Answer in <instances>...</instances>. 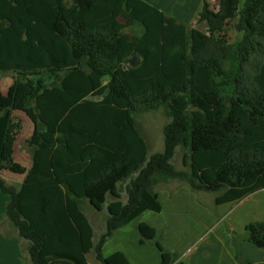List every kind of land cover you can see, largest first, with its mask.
<instances>
[{
  "label": "trees",
  "instance_id": "trees-1",
  "mask_svg": "<svg viewBox=\"0 0 264 264\" xmlns=\"http://www.w3.org/2000/svg\"><path fill=\"white\" fill-rule=\"evenodd\" d=\"M217 3L203 1L204 33L147 0H0V73L19 76L0 92V172L24 176L17 188L0 175V191L32 264H89V254L131 264L103 247L142 213L161 212V184L218 194L217 206L264 189V0ZM231 23L235 43L225 36ZM137 26L141 34L126 32ZM162 108L164 150L149 156L136 116ZM15 111L34 124L29 169L14 158L23 130ZM84 201L107 209L96 242ZM139 231L161 264L177 261L155 228ZM231 234L238 264H249L242 239L264 250V221Z\"/></svg>",
  "mask_w": 264,
  "mask_h": 264
},
{
  "label": "crops",
  "instance_id": "crops-1",
  "mask_svg": "<svg viewBox=\"0 0 264 264\" xmlns=\"http://www.w3.org/2000/svg\"><path fill=\"white\" fill-rule=\"evenodd\" d=\"M147 1L190 25L189 22L184 21V17L177 16V13L172 8L165 7V0ZM203 1L201 0L199 4H203ZM200 10L198 9L194 12H200ZM15 161L18 162L16 158ZM23 166L29 169L32 166V158L30 157L28 165ZM4 172L1 171L0 175L2 176ZM15 176L10 181V184L21 188L24 176L17 174ZM262 191L264 189L247 196L239 203ZM9 201L10 197L0 191V264H32L27 252L29 243L19 239L15 228L4 219L6 206ZM109 201H111V198H109ZM123 201H127V197L124 194ZM159 202L162 206L160 213L146 211L128 225L117 230L103 247L104 257L121 252L131 264H161L160 251L152 244L142 245L140 243L142 236L139 226L142 223H146L155 228L157 238L163 237L167 239L176 249L175 252L179 254V257L174 264H238L235 249L232 245L233 237L231 231L237 232L241 238L244 237V233H240L232 227L236 224L230 221V216L234 207L239 203L221 206L215 204V206H211L205 201V197L200 194L198 198L197 194L184 185H178L172 189L164 188L159 190ZM205 204L210 205L212 212L215 211V213H212ZM228 206L229 210H226ZM83 209L94 226L90 211H97L92 209L87 201H84ZM183 211L188 213L190 218H183L181 216ZM102 212H107L106 207ZM257 217L254 222L264 221L262 216ZM99 236H97L95 231V242ZM240 248L242 258L249 264H264V250L257 248L245 239L241 240ZM90 255H88L89 264H91Z\"/></svg>",
  "mask_w": 264,
  "mask_h": 264
},
{
  "label": "rangeland",
  "instance_id": "rangeland-1",
  "mask_svg": "<svg viewBox=\"0 0 264 264\" xmlns=\"http://www.w3.org/2000/svg\"><path fill=\"white\" fill-rule=\"evenodd\" d=\"M200 1L201 0H165L164 6L167 8H172L177 13V16L184 17V21L189 22L191 27L205 33L207 31L206 24L199 23V11H197L196 13L194 12L198 9H201L202 4H199ZM208 1L211 3L212 7L217 8V0ZM126 32L129 34H141L142 31L141 28L137 26L134 29H127ZM225 36L231 43H235L241 38V35L236 31L234 27V23H231L226 28ZM18 79L19 76L16 73H0V92L6 94L8 88ZM107 80L108 79L106 78L104 81L107 82ZM13 115L17 121L20 120L23 123V130L18 136V140L15 145V158L21 164L28 165L31 157V148L29 147L28 140L33 134L34 124L23 112L15 111ZM136 119L138 127L140 128L142 134L148 142L149 156L157 152H162L165 145L163 128L169 121L167 111L162 108L158 111L143 112L137 115ZM183 154V149H178L177 154L173 160L174 165L179 170L184 169ZM1 177L10 184L12 178L16 176L11 172L5 171ZM128 182L129 180H127L120 186L123 192ZM178 185V182L161 184L158 186L157 190H161L164 188L172 189L173 187H177ZM201 195L205 197V201H207L211 206H215L214 198L218 194L201 193ZM197 196L199 198L200 194H197ZM205 205L208 206V209L212 212L210 205ZM226 210H229V206L226 207ZM212 213H215V211H213ZM90 216L94 224L97 236L101 235L105 231L107 212H101L97 214V212L91 210ZM181 216L186 219L190 218V215L185 211L182 212ZM257 216H262V218H264V191L259 192L253 197H250L247 200H244L243 202L236 205L230 216V221L236 224L235 226H232L234 229H236L240 233H244V226L257 220ZM158 239L165 243L170 250H173L175 252L176 249L167 239H164L163 237H159ZM177 255L179 257L178 253ZM89 259L91 264H100L95 259L94 254H91Z\"/></svg>",
  "mask_w": 264,
  "mask_h": 264
},
{
  "label": "water",
  "instance_id": "water-1",
  "mask_svg": "<svg viewBox=\"0 0 264 264\" xmlns=\"http://www.w3.org/2000/svg\"><path fill=\"white\" fill-rule=\"evenodd\" d=\"M131 65H132V66H135V65H136V63H135V58L132 59V61H131Z\"/></svg>",
  "mask_w": 264,
  "mask_h": 264
}]
</instances>
